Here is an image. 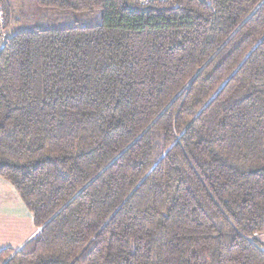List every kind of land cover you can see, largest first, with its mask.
Returning a JSON list of instances; mask_svg holds the SVG:
<instances>
[{
  "label": "trees",
  "instance_id": "obj_1",
  "mask_svg": "<svg viewBox=\"0 0 264 264\" xmlns=\"http://www.w3.org/2000/svg\"><path fill=\"white\" fill-rule=\"evenodd\" d=\"M35 3L0 0V177L40 231L0 264H264V0Z\"/></svg>",
  "mask_w": 264,
  "mask_h": 264
},
{
  "label": "crops",
  "instance_id": "obj_2",
  "mask_svg": "<svg viewBox=\"0 0 264 264\" xmlns=\"http://www.w3.org/2000/svg\"><path fill=\"white\" fill-rule=\"evenodd\" d=\"M10 185L0 178V252L5 249L18 251L39 231L31 212ZM257 239L264 244V235Z\"/></svg>",
  "mask_w": 264,
  "mask_h": 264
},
{
  "label": "rangeland",
  "instance_id": "obj_3",
  "mask_svg": "<svg viewBox=\"0 0 264 264\" xmlns=\"http://www.w3.org/2000/svg\"><path fill=\"white\" fill-rule=\"evenodd\" d=\"M13 6H14V20H13L14 27L12 26L10 33H15L18 30L33 28L35 26H43V27L57 26L58 24L61 23L59 20L60 16L58 15V13L39 7L35 3V0H13ZM2 32H3L2 26H0V43H2L4 39L1 38ZM0 178L1 180L8 182L2 177ZM8 184L10 185L9 182ZM0 190H2V188H0Z\"/></svg>",
  "mask_w": 264,
  "mask_h": 264
},
{
  "label": "built area",
  "instance_id": "obj_4",
  "mask_svg": "<svg viewBox=\"0 0 264 264\" xmlns=\"http://www.w3.org/2000/svg\"><path fill=\"white\" fill-rule=\"evenodd\" d=\"M136 1L139 2L140 4L146 5V4H149L153 1H164V0H136ZM2 23H3V19H2L1 14H0V26H2Z\"/></svg>",
  "mask_w": 264,
  "mask_h": 264
}]
</instances>
